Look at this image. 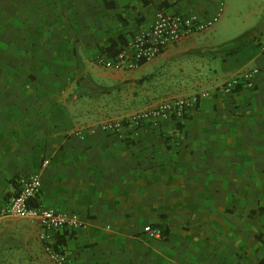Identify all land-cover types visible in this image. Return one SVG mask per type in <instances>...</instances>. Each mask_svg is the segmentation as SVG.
<instances>
[{
  "label": "crops",
  "instance_id": "1",
  "mask_svg": "<svg viewBox=\"0 0 264 264\" xmlns=\"http://www.w3.org/2000/svg\"><path fill=\"white\" fill-rule=\"evenodd\" d=\"M50 2L59 10L36 30L43 57H0V264H52L37 223L1 213L25 174L40 176L38 206L84 223L53 234L69 264L264 260V0ZM158 10L214 23L135 69L94 63L108 41L127 42ZM253 67V88L222 93ZM121 85L118 96L108 92ZM199 92L208 96L180 120L124 121L114 134L97 127L159 95ZM155 225L163 238L148 235Z\"/></svg>",
  "mask_w": 264,
  "mask_h": 264
},
{
  "label": "built area",
  "instance_id": "2",
  "mask_svg": "<svg viewBox=\"0 0 264 264\" xmlns=\"http://www.w3.org/2000/svg\"><path fill=\"white\" fill-rule=\"evenodd\" d=\"M214 19H201L194 15H183L158 10L152 23L130 38L126 45L112 57L98 54L94 63L108 70L135 69L141 62H147L159 55L165 48L175 45L183 39L209 29ZM260 53L264 59V45L260 46ZM258 68L253 67L227 79L220 87L222 93L231 95L242 88L251 89ZM208 96L207 92H199L187 97H171L156 103L155 106L134 113L125 120H106L97 125L98 129L108 133H118L126 121L130 126H137L141 122H156L180 120L193 110ZM78 134H80L78 132ZM47 160L43 161L45 166ZM18 190L1 210L3 215L15 216L31 220L40 227L38 239L48 260L52 264H69L67 254L58 250L53 242V234L66 229L82 228L84 223L76 214L56 212L53 209L42 208L35 203L41 190V180L38 174H25L17 178ZM149 236L163 238L160 227H149Z\"/></svg>",
  "mask_w": 264,
  "mask_h": 264
},
{
  "label": "rangeland",
  "instance_id": "3",
  "mask_svg": "<svg viewBox=\"0 0 264 264\" xmlns=\"http://www.w3.org/2000/svg\"><path fill=\"white\" fill-rule=\"evenodd\" d=\"M57 10H59L58 6L50 0H0V24H6L12 29V32H9L6 28L2 30L0 26V57H8V59H12L10 57H43V48L36 41L38 39L36 30L45 23L49 15ZM25 25H27L29 34L24 28ZM6 35L7 39H4ZM203 57H211V55ZM2 65L0 63V68L3 67ZM148 67V65L143 66L136 73L146 71ZM122 87V85L111 87L108 92L116 97L121 93ZM79 93L85 95L88 90L79 88ZM187 96L189 95L162 94L155 100Z\"/></svg>",
  "mask_w": 264,
  "mask_h": 264
},
{
  "label": "trees",
  "instance_id": "4",
  "mask_svg": "<svg viewBox=\"0 0 264 264\" xmlns=\"http://www.w3.org/2000/svg\"><path fill=\"white\" fill-rule=\"evenodd\" d=\"M108 42H109V44L106 47H104L101 50V52H100V54H103L106 57H112V56H114L118 51H120L126 45V41H123L120 36L118 38V41L115 42L113 40H110ZM143 63L144 62H141L139 64V66L141 64H143ZM185 117H187V115H185L184 118ZM30 205L31 206H36L37 204L33 202V203H30ZM259 210L260 211H264L263 208H260ZM155 226L156 227H160L162 229L163 236L166 235L167 231H166L165 227H163L162 225H155ZM259 264H264V260L259 261Z\"/></svg>",
  "mask_w": 264,
  "mask_h": 264
}]
</instances>
